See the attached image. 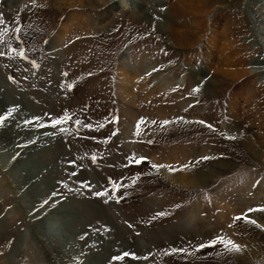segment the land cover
I'll list each match as a JSON object with an SVG mask.
<instances>
[{"label": "rangeland", "instance_id": "rangeland-1", "mask_svg": "<svg viewBox=\"0 0 264 264\" xmlns=\"http://www.w3.org/2000/svg\"><path fill=\"white\" fill-rule=\"evenodd\" d=\"M113 1L93 0L91 6L0 0L1 91L34 107L35 145L47 147L51 162L40 176L53 184L32 211L42 213L30 218L0 166V264H52L32 232L63 205L82 224L75 225L74 241L83 260L97 255L101 264H264V211L258 210L264 208V162L234 135L242 123L264 151V94L238 99L233 110L239 120L228 114L232 89L249 79L262 86L264 72L228 80L213 95L201 87H213L210 70L228 22L249 48L245 63L264 64L262 26L249 9L255 0H211L207 23L188 35L195 42L187 46L126 7L102 17ZM172 1L142 2L153 16L176 25L167 14ZM211 37L219 44L214 55ZM124 81L132 102L120 91ZM65 114L71 119L53 126ZM25 122H17L16 129ZM15 148L12 160L25 145ZM141 157L146 159L136 163ZM181 173L188 182L181 181ZM245 214L256 223L234 219ZM217 237L240 250L212 244Z\"/></svg>", "mask_w": 264, "mask_h": 264}, {"label": "bare ground", "instance_id": "bare-ground-1", "mask_svg": "<svg viewBox=\"0 0 264 264\" xmlns=\"http://www.w3.org/2000/svg\"><path fill=\"white\" fill-rule=\"evenodd\" d=\"M71 1H73L74 4L79 5H93V0ZM142 1L143 0H114L110 3L108 8L102 11L101 15L102 17H105L108 14V11L110 12L119 7H126L135 13H139L154 27L161 30H167L172 38H174L175 43L179 46H187L195 42H192L193 38L188 35H194L202 24L207 23L205 15H210L212 11L209 9V3L211 0H171L172 2L168 3L167 14L170 19H173L174 21L176 20V25H174L164 19L153 16L144 7ZM159 1L162 2L163 0ZM249 9L252 14V19L255 21L256 25L262 26V32H259V34L261 35V38L264 39V0H255L254 7L251 8L250 6ZM243 14L244 16H247V12L243 11ZM185 16H188V18L190 17L189 22L184 20ZM249 19L250 18L248 17V21L251 26V19ZM187 24L191 25H189V27H185ZM224 26L229 33L222 36L223 42L220 44V51L218 52L219 44L215 37H211L212 39H210L208 43L211 55H214L215 51L219 53L217 56L216 66L210 70L213 74L209 82L213 87L210 86V88L209 85L205 86L204 84L201 86L205 88L206 93L211 95L216 94L215 91L217 88L223 89L224 87H222L221 84L228 80H236L245 74L253 73L257 75L260 74V72H264V64L260 65L257 61H252L253 65L245 63V50L249 48L242 46V43L239 42V28L231 22L224 24ZM214 32L215 30L211 29V35L212 33L214 34ZM55 38L51 43V46L53 47L58 46L57 42H59V36L56 35ZM201 69V71H206L204 67H201ZM193 73L198 74L194 69ZM183 79L184 78L181 76L177 79V81L182 82ZM260 79L262 80V86L260 87L249 79L244 85L242 84V86L240 85V87L232 89V93L230 95L232 101L228 104V114L231 118L239 120L238 113L234 111L233 108L237 107L238 99L241 96L245 97L246 101H250L253 98H256L258 94H264V76L260 77ZM2 88L3 80L0 77V116L7 117L5 121L0 124V166H2L6 171V177L9 179L11 187L14 188L19 201L24 205V210L30 218L34 219L42 213L41 210L32 212L36 209V207H38L36 203L41 200L43 194L45 195L46 193H49L53 188L51 178L40 176L41 170H44L48 164L51 163L50 159H48L50 153L49 150L46 149L47 147L42 148L40 145H35V139L39 133H34L31 129V126L35 123V120H33L34 123H32V119L35 118V114L33 113L34 107L27 104L25 101L20 102L15 100L9 92H5V90H2V92ZM119 88L122 94H126L123 97H126L125 99L129 102H132V100L128 98H132L133 93L128 92V82H121ZM13 105H15V108L12 107ZM13 109L14 111H12V114L8 116L7 113ZM23 119H25L26 122L16 129L15 124L17 122H21ZM133 119L136 120L135 117ZM234 135L237 140L241 142L247 150L252 152L258 160L264 162V151L257 148V145L255 144L256 139L254 140L252 138L249 130H246L242 123L240 124L238 122V124H236ZM42 136L40 135L38 138L40 144L44 142ZM19 144L25 145V148L17 160H12L14 155H16L19 151L15 148V146ZM57 151H60L59 145L57 147ZM187 178L188 177L185 174L180 176L181 181L188 182ZM90 209H92V207ZM77 223L80 226L81 223L79 224L76 212H74L70 206L64 205L35 223L32 236L34 237V241L39 247L40 252L43 251V257H45L47 261L52 264H79L80 262H82L81 264L103 263V259L97 255L85 260L80 257V246L74 241L75 235L78 234V227L76 226L77 228H75ZM75 244L77 245V248H74Z\"/></svg>", "mask_w": 264, "mask_h": 264}, {"label": "snow or ice", "instance_id": "snow-or-ice-1", "mask_svg": "<svg viewBox=\"0 0 264 264\" xmlns=\"http://www.w3.org/2000/svg\"><path fill=\"white\" fill-rule=\"evenodd\" d=\"M17 31H19V29H17ZM14 51H15V50H14ZM19 54H20V55H23V52L21 51ZM195 91H198V89H195ZM12 111H14V109H13V110H10V111L7 113V115L10 116V115L12 114ZM6 118H7L6 116H0V124H2V123L5 121ZM70 119H71V117L68 116L67 114H65L63 117H60V118H58V119H54V120L52 121V123H53V126H55V125H58V124H63V123L67 122V121L70 120ZM77 123H79V121H77ZM141 123H143V121H141ZM164 123H168V121H165ZM89 127H90V125H89ZM93 159H95V158H93ZM144 159H146V158L141 157L140 159L136 160L135 162H136V163H141ZM205 159H207V157H205ZM153 167H154V168H159V167H169V169L171 170V166H168V165H164V166H161V165H153ZM113 187H114V188H118L119 185H116L115 183H113ZM105 194H106V193H101V192H97V193H96V195H98V196H99V195H105ZM45 203H47V201H45ZM255 210H256V209H249V211H255ZM258 210H260V211H264V208H262V209H258ZM242 218L245 219L246 222H248V223H256V221H254V220H249V219L247 218L246 214H245L243 217H241V216L234 217V219H236V220H240V219H242ZM217 242L226 243V244H228V245H231V248H232L233 250H236V251H239V250H240V246H239V245L235 244V242H233V241H231V240H225L223 237H217L215 240L211 241L212 244H215V243H217ZM200 247H205V245L201 244ZM124 255L127 256V255H129V254H128V253H125ZM121 258H122V257H117V259H121Z\"/></svg>", "mask_w": 264, "mask_h": 264}]
</instances>
